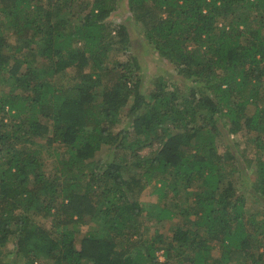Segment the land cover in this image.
<instances>
[{"label": "trees", "instance_id": "16d2710c", "mask_svg": "<svg viewBox=\"0 0 264 264\" xmlns=\"http://www.w3.org/2000/svg\"><path fill=\"white\" fill-rule=\"evenodd\" d=\"M124 6L175 71L150 91ZM0 79V264H264V0H0Z\"/></svg>", "mask_w": 264, "mask_h": 264}, {"label": "rangeland", "instance_id": "374dc122", "mask_svg": "<svg viewBox=\"0 0 264 264\" xmlns=\"http://www.w3.org/2000/svg\"><path fill=\"white\" fill-rule=\"evenodd\" d=\"M83 1V3H88L91 2L92 0H81ZM111 20L114 21V23H123L126 25L127 30L129 32V35L131 37V40L133 42V54L137 57L138 60V65L140 67V75L142 77V85H143V90L145 91H150L152 90V85L154 82V78L158 77V76H163L165 74V72L167 73H175L174 69L165 61L161 60L156 51H153L150 47V45L147 43V41L144 39L143 35L140 33V26L135 22V20L130 17V14L126 11V7L124 6L123 8L120 7L118 9V12L113 14L111 17ZM8 44H10V47L13 48L14 47V42L13 39L10 37V39H8ZM5 52H7V50H5ZM122 58L123 56L121 55H117L116 58L113 57H108V67H111L113 64V61L115 59ZM126 59V57H125ZM64 74V75H63ZM71 73L68 72H64L61 75V79H63V81L65 79H67L68 77H70ZM166 75V74H165ZM3 81L0 79V89H2V83ZM181 90H184L185 88L183 86H180ZM9 88L5 89V91H8ZM128 107H126L124 110H122V115H125L126 111H127ZM117 129H119V127H116L114 129V131H116ZM130 135H132V131H129ZM133 136H129V140H132ZM230 140L234 141L235 143H237L236 145H238L237 151H239L242 155L241 158V165L240 168L244 169V175L246 174V177L248 179V182L246 183L247 188L249 187L250 183L254 180L252 179V169L250 168L249 163L247 162L250 159H254L253 157V149L252 147H248V145L250 144L249 140H250V136H240V135H236L230 138ZM39 142H44V139H39ZM219 145V147L217 148V153L219 155L220 158L225 157L227 155V150L225 147L221 146V144H217ZM156 147V145L154 147H152V149L150 148H145L141 154L145 155L146 153L149 154L151 153L154 148ZM246 147H248L246 149ZM106 149H103L100 153L97 154L96 159H103L105 157L106 154ZM244 160V161H243ZM55 166V164L53 163V159H47L46 163H45V170L46 171H50L52 170V168ZM139 172V170H138ZM152 175L156 176L155 179L158 180L160 178L159 175H157L156 173H152ZM155 179H152L153 181L150 182V187L146 188L140 197V202L143 204V208L145 209V213L142 215L141 220H143L146 217V211H148V209L150 208V206L153 203H157L158 201V197L156 194H151V188L154 186L155 184ZM240 185V184H238ZM246 188V189H247ZM247 195V193L245 194ZM247 202L249 203L248 206V211H250L251 213H258L261 211V208L259 207V205H257L255 202H253L252 200L249 199V197L247 196ZM171 202H173L171 199L165 198L159 201V203H164L167 206H169V204H171ZM147 218H145L146 220ZM37 220V219H36ZM38 221V220H37ZM144 222V220H143ZM180 222H182V218H173L172 220H163L160 222H156V223H146L149 227H150V231L148 232V236H152L153 233L155 232H160L162 235H170L171 234V230L173 227H175V225L179 224ZM102 224H100L98 221L96 222H90L87 225V229L89 231H93L95 228L101 229ZM81 237L78 235V238ZM79 240V239H78ZM12 250H13V242L10 241L8 242V244L1 250V254H0V258L2 259V261H4V263H9L12 260ZM212 255L214 257H217L219 255V250L217 248H214L211 250ZM162 251L157 252V256L159 257V260L162 261ZM37 264H48L47 259L46 258H41L38 259L36 261Z\"/></svg>", "mask_w": 264, "mask_h": 264}]
</instances>
